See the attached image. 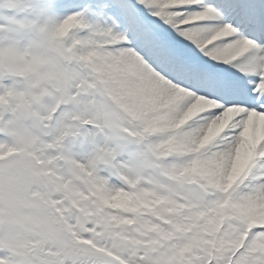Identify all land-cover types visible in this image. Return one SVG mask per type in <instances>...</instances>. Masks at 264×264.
<instances>
[{
	"label": "snow or ice",
	"instance_id": "snow-or-ice-1",
	"mask_svg": "<svg viewBox=\"0 0 264 264\" xmlns=\"http://www.w3.org/2000/svg\"><path fill=\"white\" fill-rule=\"evenodd\" d=\"M0 264H264V0H0Z\"/></svg>",
	"mask_w": 264,
	"mask_h": 264
}]
</instances>
